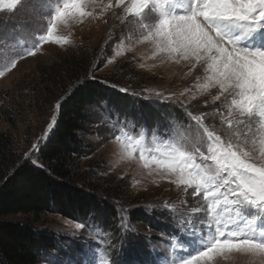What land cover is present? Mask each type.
I'll return each mask as SVG.
<instances>
[{
    "label": "snow or ice",
    "instance_id": "6c2138e0",
    "mask_svg": "<svg viewBox=\"0 0 264 264\" xmlns=\"http://www.w3.org/2000/svg\"><path fill=\"white\" fill-rule=\"evenodd\" d=\"M25 3L37 9L46 29L24 49L28 56L45 42L70 46L71 33L62 30L86 19L107 24L110 15L105 44L112 42L114 54L107 63L147 45L148 59L180 65L194 81L178 96L155 92L182 113L165 128L159 146L150 147L143 132L136 136L119 121L106 129L121 161L136 160L149 176L181 193L176 203L163 206L174 225L161 234L163 251L154 246L149 255L121 243L124 259L117 262L110 230L95 221L76 222V230H89V239L75 257L54 264H218L230 254L264 264V0H0V11L15 12ZM5 51L15 52L16 43L0 37V53ZM22 58L17 54L5 64L0 77ZM66 98L51 105L54 114L23 153L24 162L44 167L38 153ZM121 228L128 230L123 216Z\"/></svg>",
    "mask_w": 264,
    "mask_h": 264
},
{
    "label": "rangeland",
    "instance_id": "374dc122",
    "mask_svg": "<svg viewBox=\"0 0 264 264\" xmlns=\"http://www.w3.org/2000/svg\"><path fill=\"white\" fill-rule=\"evenodd\" d=\"M36 12L37 9L32 8L30 3H25L15 12L0 11V37L16 43L15 52L0 53V71L11 59L16 58L17 54L23 56L22 59H17L15 68H11L0 77V133L8 134L22 154L29 150L37 138L43 135L47 123L54 114L51 105L65 97L82 81L81 79L72 83L68 76L67 81L61 78V84L55 87L53 85L57 77L62 76L67 67L74 76L70 78H78L82 68L86 67L88 60L93 56L88 77L94 76L95 81H105L108 84L110 81L121 82L119 85H113L111 82L112 89L129 95L131 100L124 110V104L119 110L116 109L118 106L112 107L107 104L87 108L86 123L81 133L83 143L80 153L81 164L101 176L103 184L119 182L127 188V200H122V204L110 202L115 205V212L119 217L116 229L120 230L122 236L125 237L127 233L134 236L137 239L135 246L144 244L143 252L146 254L154 255V246L156 252H162L161 234L173 230V228L165 230L173 225V220L163 206L166 202L176 203L181 193L174 185L160 180L155 174L149 176L147 170L141 168L136 160L121 161L116 145L106 129L119 121L136 136L143 132L145 142L150 147L159 146L161 139H166L162 138L165 128L173 117L182 113L174 104L158 100L155 92H176L178 96L185 86H193L194 81L184 75L185 69L180 65L170 63L163 57L148 59L151 48L147 45H136L133 50L126 51L124 56L116 57L114 63H107V58L114 54L112 42H110L112 46L105 44L113 24L110 15L107 24L103 20L86 19L82 24L71 25L68 29L62 30L59 34L71 33L72 45L59 46L45 42L36 55L28 56L24 49L30 46L32 39H38V35L46 31L39 25ZM37 28L40 29L38 33ZM116 35L119 36V33ZM25 39L27 42L22 43ZM94 66L96 70L92 71ZM65 84L70 85L69 89L64 92L62 88L59 91ZM153 132L157 137L155 142L152 140ZM134 211L142 213L149 219L151 214L160 219H152L148 223L132 222L130 214ZM121 216L127 223V232L121 228ZM76 222L55 215H48L40 220L36 228L50 233L55 238L57 250L43 253L38 264H48V261H53L54 264L55 260L64 259L69 255L75 257L77 251L83 247V242L89 239V230H76L74 227ZM113 240L117 242L115 238ZM122 243L127 248L128 245ZM118 251L122 253L121 248ZM118 256L120 254L115 251L113 259L117 262L122 260ZM249 262V257L240 254H230L227 258L218 259V264Z\"/></svg>",
    "mask_w": 264,
    "mask_h": 264
},
{
    "label": "trees",
    "instance_id": "16d2710c",
    "mask_svg": "<svg viewBox=\"0 0 264 264\" xmlns=\"http://www.w3.org/2000/svg\"><path fill=\"white\" fill-rule=\"evenodd\" d=\"M92 59L93 56L78 78H70L74 76L66 67L54 82L53 86L59 87L61 78L67 81L70 76L72 83L82 79L78 83L79 88L76 85L66 94L67 98L58 110L56 126L38 153L39 162L44 166L42 169L30 161L24 162L23 154L12 138L0 133V264H38L43 253L57 250L55 238L36 228L48 215L103 225L117 241L115 251L120 254V259H124L118 251L120 244L125 242L129 248L137 242L134 236L127 233L124 237L116 229L119 217L114 203L128 199L127 188L119 182L103 184L101 176L81 164V133L86 123L87 108L107 104L118 106L116 109L119 110L124 104V110L131 100L129 95L112 89V83L119 85L121 82L110 81L108 84L88 77ZM69 87V84L62 85L59 91L64 88L65 92ZM47 92L50 93L49 90ZM148 119L151 121L150 117ZM130 216L132 222L140 223L160 219L152 214L149 219L135 211ZM172 228L173 225L165 230ZM135 248L144 251L145 247L143 244Z\"/></svg>",
    "mask_w": 264,
    "mask_h": 264
}]
</instances>
